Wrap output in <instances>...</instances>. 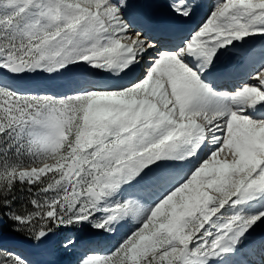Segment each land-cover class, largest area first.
<instances>
[{
  "label": "snow or ice",
  "instance_id": "snow-or-ice-1",
  "mask_svg": "<svg viewBox=\"0 0 264 264\" xmlns=\"http://www.w3.org/2000/svg\"><path fill=\"white\" fill-rule=\"evenodd\" d=\"M198 6L0 0V229L115 241L77 264H264V0L181 33ZM0 264L29 261L0 244Z\"/></svg>",
  "mask_w": 264,
  "mask_h": 264
},
{
  "label": "rangeland",
  "instance_id": "rangeland-1",
  "mask_svg": "<svg viewBox=\"0 0 264 264\" xmlns=\"http://www.w3.org/2000/svg\"><path fill=\"white\" fill-rule=\"evenodd\" d=\"M41 79H44L43 83L44 82L49 83L48 81H50V80L45 79V77H43V76H38L35 78L34 82H38ZM35 90L42 92V93L43 92L49 93L48 89H46V88H44L43 90H39V88H37ZM49 94H53V93H49ZM262 228H263V226L261 228L257 229V231L262 230ZM6 231L7 230H5L4 228L0 229V237H2L3 233H6V236H4L3 238H0V244H2L5 248H7L10 251H15V252H18L19 254H21L25 259H27L29 261V264H38L39 262H42L47 257H48L49 261H52V260L58 261L60 259V260H64V262L66 264H77L76 262L79 258V254L83 250H85L86 248L87 249L91 248V249L96 250L98 252L104 253V252H107L111 248L113 243H115L114 240H101L96 235L92 239H89L87 237V233L90 231H92V232H94V231L88 227H85L83 229H61V230H59L60 234L59 233L57 234L58 238H61V242L59 243V245H57L55 247L56 248L55 252L52 253L53 258H50L51 255H49L50 257L48 256V253L44 250L43 246L44 245H50V242L53 241V239L55 238V235L51 236L49 238V240L46 241L47 244H43V245L39 244L40 246H38L34 241L32 242V244L30 245V248H28V250L29 251L32 249L38 250L36 252L38 253V257L41 258V261L35 262V259L34 258L32 259L26 251L23 252L24 250L21 248V245L19 242H16L15 240L10 242V240L6 238L8 236V233ZM68 237H71L72 239H75L77 241V247L75 250H65L61 246L62 242ZM4 238H6L5 240H7L6 243L1 242V240H4ZM99 240H101V242H97ZM99 244H102L101 247L99 249H95L98 247L97 245H99ZM104 245H106V246H104ZM54 246H55V244H54ZM19 248L21 249L22 252L17 251ZM32 257H34V256H32ZM29 258H31V260ZM61 264H63V263H61Z\"/></svg>",
  "mask_w": 264,
  "mask_h": 264
},
{
  "label": "bare ground",
  "instance_id": "bare-ground-1",
  "mask_svg": "<svg viewBox=\"0 0 264 264\" xmlns=\"http://www.w3.org/2000/svg\"><path fill=\"white\" fill-rule=\"evenodd\" d=\"M157 2L163 5V4L166 3V0H157ZM192 3L194 5H199L198 7H195L194 13H193V15L191 17V21L194 22V20H196L197 17L200 16L198 18L199 20L196 21L195 24H194V27L197 28L200 24H202L206 20V18L210 14V12L212 10V7H213V5L215 3V0H192ZM162 8L163 7H160L159 9H156L155 10L156 15H158L160 13H167L166 8L165 9H162ZM194 17L196 19H194ZM181 32L187 33L186 28L182 29ZM249 39L252 41V45H250V46L254 47L256 51H259L261 48H264V38H262L260 36H255V37H251ZM228 62L229 61L227 60V58H225V63H228ZM138 71H140V70H138ZM43 80L44 79H41L40 81L35 82V83H37L39 85V87H38L39 90H43L44 88H46V89H48L49 93H53V94H58V93H62V92L65 91V89H63V88H61V87L58 86L59 84L62 83V80H59L58 79V80H54V81H48L49 83H47V82H44L43 83ZM126 81H127V78H125V81L124 82H126ZM248 82L249 83H255L254 81H251V80H249ZM58 233L60 234V231H58V232H56L54 234L55 235V238L53 239V241L50 242V245L49 246L48 245H44L43 246L44 249L46 250V252H48V255H51V252H55V249L52 248L51 246H54V244H55V246H57L61 242V238H58V235H57ZM2 236H3V234H2ZM6 238L9 239L10 242L11 241H14V240H11L10 237H8V236ZM6 238H4V240H1V242L6 243L7 242V240H5ZM254 238H255V242H256L257 245H259V243H260L261 240H264V226H263L262 230L256 231L254 233ZM15 241L20 243L21 248L23 250H25L32 259L34 258V257H32L34 255H36V257H38V253L37 252H34V251H38V250L32 249V250L29 251L28 248H26V245L27 246L29 245L28 243L23 242V241L21 242V240H17V239H15ZM97 242H101V240H99ZM101 245L102 244L97 245L98 247L95 248V249H99L101 247ZM104 246H106V245H104ZM18 250L21 251L20 248ZM50 258H53V256H51ZM256 259L258 260L259 257H256ZM37 261H41V260L36 259L35 262H37ZM56 262H57V264H59L61 262V260L59 259L58 261H54V260L49 261V259L47 257L42 262H39V263L40 264H56Z\"/></svg>",
  "mask_w": 264,
  "mask_h": 264
},
{
  "label": "trees",
  "instance_id": "trees-1",
  "mask_svg": "<svg viewBox=\"0 0 264 264\" xmlns=\"http://www.w3.org/2000/svg\"><path fill=\"white\" fill-rule=\"evenodd\" d=\"M3 228L7 230L6 232L8 233V235L12 236L14 239H17V240L22 239V240L28 241L29 243L32 242L29 240L27 236L20 234V233L12 232L10 229L11 226L7 221L5 222V225Z\"/></svg>",
  "mask_w": 264,
  "mask_h": 264
},
{
  "label": "water",
  "instance_id": "water-1",
  "mask_svg": "<svg viewBox=\"0 0 264 264\" xmlns=\"http://www.w3.org/2000/svg\"><path fill=\"white\" fill-rule=\"evenodd\" d=\"M94 236H95V233L92 232V231H90V232L87 233V237H88L89 239H92ZM8 237H10V239H13V237L10 236V235H8Z\"/></svg>",
  "mask_w": 264,
  "mask_h": 264
},
{
  "label": "built area",
  "instance_id": "built-area-1",
  "mask_svg": "<svg viewBox=\"0 0 264 264\" xmlns=\"http://www.w3.org/2000/svg\"><path fill=\"white\" fill-rule=\"evenodd\" d=\"M4 236H6V233H3V236H2V237H4ZM2 237H1V238H2ZM56 264H57V262H56Z\"/></svg>",
  "mask_w": 264,
  "mask_h": 264
}]
</instances>
